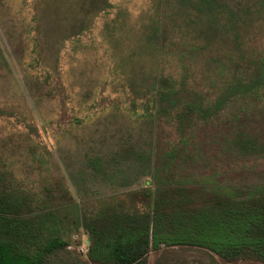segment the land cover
Instances as JSON below:
<instances>
[{
  "label": "rangeland",
  "instance_id": "rangeland-1",
  "mask_svg": "<svg viewBox=\"0 0 264 264\" xmlns=\"http://www.w3.org/2000/svg\"><path fill=\"white\" fill-rule=\"evenodd\" d=\"M193 1L0 0V174L13 191L67 212L66 246L50 264H91L88 235L69 220L79 206L154 188L157 139L166 145L177 138L145 105L161 69L176 80L187 75L212 100L264 57V0H222L250 11L235 33L230 23L196 17ZM225 110L240 116L235 127L264 138V88ZM220 123L206 135L215 137ZM207 154L210 170L197 161L188 171H214V183L236 188L264 181V158L222 161L214 148ZM148 264L261 263L163 247Z\"/></svg>",
  "mask_w": 264,
  "mask_h": 264
},
{
  "label": "trees",
  "instance_id": "trees-1",
  "mask_svg": "<svg viewBox=\"0 0 264 264\" xmlns=\"http://www.w3.org/2000/svg\"><path fill=\"white\" fill-rule=\"evenodd\" d=\"M191 5L196 17L210 20L208 25L222 20L227 27L230 23L234 33L250 13L232 9L222 0H194ZM157 30L151 35L153 42L158 41ZM211 30L215 32V27ZM157 77L145 105L152 110V119L163 118L174 127L177 138L166 145L157 139L153 189L101 199L73 211L69 220L79 223L88 235L89 262L148 264L151 252L188 247L228 263L264 264V181L236 188L214 183L213 177L218 176L214 171H188L197 161L204 170L211 169L208 148H214L222 161L264 158V138L245 126L235 127L238 114H225L229 102L260 94L264 57H254L246 76L234 77L212 100L190 86L187 75L176 80L161 69ZM214 122H221L222 129L210 137L206 132ZM37 201L33 195L13 191L0 174V264H50L51 256L64 250L61 215L67 212L63 214L62 206Z\"/></svg>",
  "mask_w": 264,
  "mask_h": 264
}]
</instances>
